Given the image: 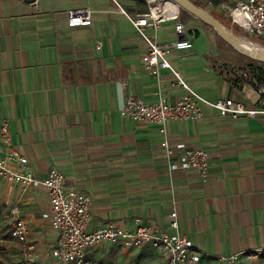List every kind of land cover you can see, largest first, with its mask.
<instances>
[{
  "label": "crops",
  "instance_id": "crops-1",
  "mask_svg": "<svg viewBox=\"0 0 264 264\" xmlns=\"http://www.w3.org/2000/svg\"><path fill=\"white\" fill-rule=\"evenodd\" d=\"M194 1L223 19L228 8L231 19L228 0ZM80 7L92 11L93 23L70 26L68 10ZM123 8L113 0H0V119L10 123L9 148L28 158L27 169L39 179L58 167L90 196L88 231L114 224L174 232L169 221L175 210L179 230L192 238L206 264H223L221 257L235 254L242 264H264V255L254 253L264 248V116L232 119L203 105L201 117L174 119L165 135L158 123L123 115L130 95L174 104L186 93L172 69L156 75L142 61L149 45L128 14L146 13L149 4L124 0ZM178 13L193 47L168 48L166 54L185 81L207 99L233 97L259 106L263 99L250 79L235 83L228 77L231 45L194 14ZM175 23L170 18L156 33L153 27L146 31L170 44L178 39ZM165 138L172 155L162 146ZM195 150L207 151L206 172L171 168L181 154ZM0 204L10 213V219L0 218L10 225L9 237L0 233L4 264H60L51 252L57 235L44 217L51 205L43 184L25 189L0 177ZM20 218L30 227L32 257L10 233ZM86 254L100 264L162 261L152 245L121 240L89 245Z\"/></svg>",
  "mask_w": 264,
  "mask_h": 264
},
{
  "label": "built area",
  "instance_id": "built-area-1",
  "mask_svg": "<svg viewBox=\"0 0 264 264\" xmlns=\"http://www.w3.org/2000/svg\"><path fill=\"white\" fill-rule=\"evenodd\" d=\"M113 1L126 12L120 0ZM147 3L148 12L137 17L128 14L138 33L149 45V50L143 55L142 61L145 67L156 75H159L161 68L172 69L178 83L186 89V93L174 104H170L165 98L152 102L130 95L122 109L123 115L138 123H158L160 131L165 135L172 120H193L201 117L203 105L215 107L222 116L232 119L243 115L264 116V85L256 86L254 81L250 83L263 99L256 107H248L233 97L210 100L193 89L181 72L173 67L166 54L168 48L183 50L193 47V41L187 34L185 23L181 20L178 10L173 11L174 2L147 0ZM167 6H170L172 11L167 10ZM230 14L235 24L245 28L249 33H258L264 37V0H236ZM170 18L176 20L175 29L178 34L176 41L170 44L162 43L157 39L156 34L151 36L146 31L147 27H153L156 33L161 23ZM68 23L70 26L91 25L92 11L85 7L69 9ZM0 138L4 144L0 145V177L21 184L25 189L32 183L40 181L48 192L51 208L44 213V217L51 221L56 232L57 238L51 252L60 264H100L87 256L86 248L101 241L120 240L125 245H152L162 256L160 264H206L203 254L197 249L192 238L179 230V217L175 210L170 213L169 221V226L175 229L174 232L151 225H138L135 230L129 231L114 224L88 231L86 226L90 218V196L80 191L77 183L68 178L58 167H52L42 179H39L33 170L27 169L28 158L9 148L10 123L6 119H0ZM162 146L168 155L174 153L167 138L162 141ZM184 146V143L179 144V147ZM170 166L172 169L183 168L206 172L209 166L208 153L205 150L186 151L180 155L179 161L171 162ZM29 231V225L21 218L15 220L10 229L11 236L22 243L26 253L32 257L34 252L28 249L27 244ZM254 253L264 255V248L257 249ZM220 260L223 264H242L237 254L223 256Z\"/></svg>",
  "mask_w": 264,
  "mask_h": 264
},
{
  "label": "rangeland",
  "instance_id": "rangeland-1",
  "mask_svg": "<svg viewBox=\"0 0 264 264\" xmlns=\"http://www.w3.org/2000/svg\"><path fill=\"white\" fill-rule=\"evenodd\" d=\"M121 2H122V5L124 6V0H121ZM228 2L230 4L229 6H231V7L236 4L235 0L234 1L228 0ZM208 6L211 9H213L215 7V6H211V5H208ZM215 8H217V7H215ZM180 10H181V8H179V11ZM221 12H222V14H225V12H226V14L229 17V9L228 8L224 7ZM228 17L225 16L224 19L228 20L229 25H227V26H229L235 34L245 36L247 38V40L253 41V42L259 44L260 46L264 47V37L263 36L260 37V35L258 33H254V34L249 33L245 28H242L241 26L235 24L233 21H230ZM218 37L222 43L229 45V43L227 41H225L219 35V33H218ZM258 37H260V38H258ZM228 47H230V49L232 51V54H230L227 57L228 61L226 64L227 69H228V77L230 78L231 81H233L235 83L244 82V81L248 82L249 79H251L250 81H252L255 78V74H259L261 69L264 70V62L256 60V59L249 57L247 55H244L243 53L238 51L233 46L232 47L228 46ZM2 215L5 219H8V218L10 219V213L7 212V206H3L2 204H0V218L2 217ZM7 221L8 220L0 221V233H2V236L9 237V230L8 229H9L10 225L7 224ZM1 249L2 248H0V264H4V263H7L8 261H5L6 258H4L6 252H3L4 250H1ZM34 251L38 252L36 249H34ZM28 259H30V258H26L24 261L27 262ZM11 260H12V258H11Z\"/></svg>",
  "mask_w": 264,
  "mask_h": 264
},
{
  "label": "water",
  "instance_id": "water-1",
  "mask_svg": "<svg viewBox=\"0 0 264 264\" xmlns=\"http://www.w3.org/2000/svg\"><path fill=\"white\" fill-rule=\"evenodd\" d=\"M28 2H36V0H25ZM147 2V0H141ZM181 8V10L188 11L204 23L214 27L219 35L227 41L231 46L236 48L238 51L252 57L256 60L264 62V51L256 46L257 43L250 40L239 39L238 35L235 34L232 29L226 24L219 21L209 10L196 4L193 0H170Z\"/></svg>",
  "mask_w": 264,
  "mask_h": 264
},
{
  "label": "trees",
  "instance_id": "trees-1",
  "mask_svg": "<svg viewBox=\"0 0 264 264\" xmlns=\"http://www.w3.org/2000/svg\"><path fill=\"white\" fill-rule=\"evenodd\" d=\"M194 1V0H193ZM196 4H198L199 6H202V7H204L205 9H207L206 8V6L205 5H203V4H201V3H199L198 1H194ZM213 14V13H212ZM219 21H221L222 23H224V24H226V25H229L228 24V20H226V19H223V18H219V17H217L215 14H213ZM230 21H231V19H229ZM261 37V36H260ZM260 37H258V38H260ZM255 79V80H254ZM252 81H254V83L256 84V86H258V85H264V70L263 69H261L260 70V72H259V74H255V78H254Z\"/></svg>",
  "mask_w": 264,
  "mask_h": 264
},
{
  "label": "bare ground",
  "instance_id": "bare-ground-1",
  "mask_svg": "<svg viewBox=\"0 0 264 264\" xmlns=\"http://www.w3.org/2000/svg\"><path fill=\"white\" fill-rule=\"evenodd\" d=\"M166 8H167V10L172 11L170 6H167ZM173 8H174L173 11H177L180 7L178 6V4L174 3V7ZM238 38L239 39H243V40H247V38L245 36H241V35H238ZM256 46H259V49L264 51V47L260 46L259 44H256Z\"/></svg>",
  "mask_w": 264,
  "mask_h": 264
}]
</instances>
